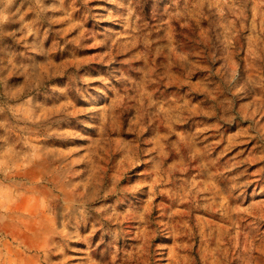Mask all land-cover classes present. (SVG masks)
<instances>
[{
	"label": "rangeland",
	"instance_id": "374dc122",
	"mask_svg": "<svg viewBox=\"0 0 264 264\" xmlns=\"http://www.w3.org/2000/svg\"><path fill=\"white\" fill-rule=\"evenodd\" d=\"M0 264H264V0H0Z\"/></svg>",
	"mask_w": 264,
	"mask_h": 264
}]
</instances>
